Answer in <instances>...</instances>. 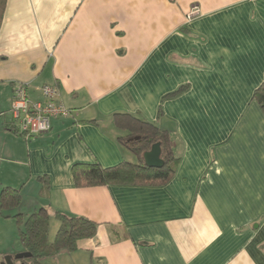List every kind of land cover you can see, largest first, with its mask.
Returning <instances> with one entry per match:
<instances>
[{
  "label": "crops",
  "instance_id": "0c3cea01",
  "mask_svg": "<svg viewBox=\"0 0 264 264\" xmlns=\"http://www.w3.org/2000/svg\"><path fill=\"white\" fill-rule=\"evenodd\" d=\"M0 56V192L21 188L18 210L47 208L50 227L56 211L99 223L44 264H264V0H7ZM19 83L34 100L58 85L72 114L15 133ZM115 113L169 131L168 182L76 185L75 163L134 162Z\"/></svg>",
  "mask_w": 264,
  "mask_h": 264
},
{
  "label": "trees",
  "instance_id": "16d2710c",
  "mask_svg": "<svg viewBox=\"0 0 264 264\" xmlns=\"http://www.w3.org/2000/svg\"><path fill=\"white\" fill-rule=\"evenodd\" d=\"M7 0H0V26L4 16ZM4 57L0 56V60ZM179 88L170 95L183 91ZM254 99L258 101L264 111V81L255 90ZM8 111H0L5 115ZM10 113V112H9ZM12 117V116H11ZM13 119V118H12ZM114 123L121 130L119 143L134 153L137 161H122L114 166L104 167L100 163H75L72 174L77 186H97L119 184H163L174 175L180 157L171 148L172 140L167 129L143 117L131 113H115ZM16 125V126H15ZM9 128L17 134L16 122ZM156 142L161 143L164 165L160 168L149 167L145 164L143 153L151 149ZM40 194L47 196L50 181L46 176H40ZM22 203V189L5 186L0 192V216L17 220L20 241L25 251L32 253L30 258L21 259L28 264H42V260L61 252H72L77 249L78 241L93 238L98 233L99 223L85 216L68 215L61 211L54 212L60 225L53 240L50 239L51 214L45 207H39L28 215L19 211Z\"/></svg>",
  "mask_w": 264,
  "mask_h": 264
},
{
  "label": "built area",
  "instance_id": "2783aa9c",
  "mask_svg": "<svg viewBox=\"0 0 264 264\" xmlns=\"http://www.w3.org/2000/svg\"><path fill=\"white\" fill-rule=\"evenodd\" d=\"M27 85L19 83L14 89L10 113L19 131L26 137L48 132L52 119L72 114L60 99L58 85L44 84L41 87L42 99L34 100L28 95Z\"/></svg>",
  "mask_w": 264,
  "mask_h": 264
},
{
  "label": "rangeland",
  "instance_id": "374dc122",
  "mask_svg": "<svg viewBox=\"0 0 264 264\" xmlns=\"http://www.w3.org/2000/svg\"><path fill=\"white\" fill-rule=\"evenodd\" d=\"M16 87V85H15ZM133 161H137V158L135 156H133ZM31 187H28L26 193H31L32 191H36V188L34 187V185H30ZM54 223V222H53ZM59 228V227H58ZM57 226L52 224V226L50 227V239L53 240L56 232L58 230ZM0 232H3L5 234V237L0 239V248L4 247L9 251L15 252L14 254H18L22 251H19L20 249L24 248L19 236H18V224H17V220H11V222H7V226L5 227H0ZM11 254V253H10ZM9 254H6V256ZM2 255L0 254V257ZM5 256V257H6ZM44 264V260L42 261ZM50 264H68L65 260L59 261L57 263H52L50 262Z\"/></svg>",
  "mask_w": 264,
  "mask_h": 264
},
{
  "label": "water",
  "instance_id": "95a60500",
  "mask_svg": "<svg viewBox=\"0 0 264 264\" xmlns=\"http://www.w3.org/2000/svg\"><path fill=\"white\" fill-rule=\"evenodd\" d=\"M162 147L160 142H156L152 145L151 149L145 151L143 153L144 162L149 167H157L160 168L164 165V159L162 158ZM32 253L29 251H23L15 256L7 255L2 262V264H14V259H26L30 258ZM27 264V263H21Z\"/></svg>",
  "mask_w": 264,
  "mask_h": 264
},
{
  "label": "flooded vegetation",
  "instance_id": "af4514ba",
  "mask_svg": "<svg viewBox=\"0 0 264 264\" xmlns=\"http://www.w3.org/2000/svg\"><path fill=\"white\" fill-rule=\"evenodd\" d=\"M13 256H15V255H13ZM5 259V258H4ZM4 261V260H3ZM2 261V262H3ZM2 262L0 263V264H2ZM26 263L25 261H21V259H14V264H21V263ZM28 264V263H27Z\"/></svg>",
  "mask_w": 264,
  "mask_h": 264
}]
</instances>
